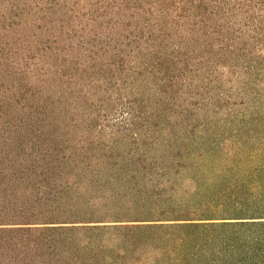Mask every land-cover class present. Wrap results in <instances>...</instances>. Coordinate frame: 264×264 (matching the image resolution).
Returning <instances> with one entry per match:
<instances>
[{"label": "trees", "instance_id": "trees-1", "mask_svg": "<svg viewBox=\"0 0 264 264\" xmlns=\"http://www.w3.org/2000/svg\"><path fill=\"white\" fill-rule=\"evenodd\" d=\"M0 264H264V0H0Z\"/></svg>", "mask_w": 264, "mask_h": 264}]
</instances>
